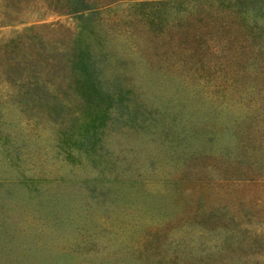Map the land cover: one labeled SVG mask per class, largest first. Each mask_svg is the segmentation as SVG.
Wrapping results in <instances>:
<instances>
[{"label":"rangeland","instance_id":"rangeland-1","mask_svg":"<svg viewBox=\"0 0 264 264\" xmlns=\"http://www.w3.org/2000/svg\"><path fill=\"white\" fill-rule=\"evenodd\" d=\"M0 264H264V0H0Z\"/></svg>","mask_w":264,"mask_h":264},{"label":"trees","instance_id":"trees-1","mask_svg":"<svg viewBox=\"0 0 264 264\" xmlns=\"http://www.w3.org/2000/svg\"><path fill=\"white\" fill-rule=\"evenodd\" d=\"M75 13H79L82 17H87L89 19L92 18V14L90 9L87 7V5L85 3H83L82 8H80L79 10H77Z\"/></svg>","mask_w":264,"mask_h":264}]
</instances>
